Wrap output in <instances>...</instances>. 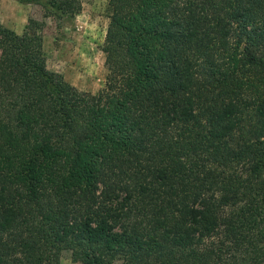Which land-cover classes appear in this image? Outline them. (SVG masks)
<instances>
[{"label": "trees", "instance_id": "trees-1", "mask_svg": "<svg viewBox=\"0 0 264 264\" xmlns=\"http://www.w3.org/2000/svg\"><path fill=\"white\" fill-rule=\"evenodd\" d=\"M108 6L96 93L0 24V264H264V0Z\"/></svg>", "mask_w": 264, "mask_h": 264}, {"label": "rangeland", "instance_id": "rangeland-1", "mask_svg": "<svg viewBox=\"0 0 264 264\" xmlns=\"http://www.w3.org/2000/svg\"><path fill=\"white\" fill-rule=\"evenodd\" d=\"M108 21V0H81L79 13L65 22L44 17L36 4L0 0V24L18 34L25 30L39 33L47 68L91 93L104 86L107 75L103 45ZM60 263L83 264L73 261L69 250L62 251ZM112 264L123 262L117 259Z\"/></svg>", "mask_w": 264, "mask_h": 264}]
</instances>
